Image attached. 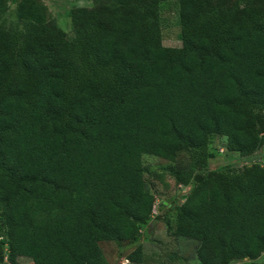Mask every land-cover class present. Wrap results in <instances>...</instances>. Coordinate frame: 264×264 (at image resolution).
I'll return each mask as SVG.
<instances>
[{"label":"trees","instance_id":"trees-1","mask_svg":"<svg viewBox=\"0 0 264 264\" xmlns=\"http://www.w3.org/2000/svg\"><path fill=\"white\" fill-rule=\"evenodd\" d=\"M75 12L67 38L34 0L0 25V222L6 261L107 264L100 242L136 243L154 196L142 157L194 167L210 138L247 157L264 147V0H175L179 48L162 45L159 6L107 0ZM4 0H0L1 7ZM170 233L199 264L264 252V167L172 168ZM125 264H143L137 244Z\"/></svg>","mask_w":264,"mask_h":264},{"label":"rangeland","instance_id":"rangeland-1","mask_svg":"<svg viewBox=\"0 0 264 264\" xmlns=\"http://www.w3.org/2000/svg\"><path fill=\"white\" fill-rule=\"evenodd\" d=\"M29 0H4L1 7L0 25L4 28L20 29L18 6ZM47 15L49 24L54 25L67 38L72 36L71 16L75 12L95 10L110 5L107 0H34ZM234 1V0H232ZM162 45L165 48H179L178 14L175 0L162 2L159 6ZM264 120V111L260 112ZM209 160L204 167H194L187 152H182L175 162L155 156L142 157L143 177L146 187L154 196V209L149 224L139 233L136 243L100 242L98 243L107 264H125L126 257L137 244L142 247L143 264H199L196 258L197 243L170 233L173 225L175 204L182 203L191 185L177 186L171 175L172 168L192 167L194 178L206 176L217 170L239 171L244 166L260 164L264 167V147L254 154L241 157L237 153H227L225 138L212 136L208 148ZM153 222V223H152ZM150 224H152L150 226ZM4 231L0 222V240ZM6 247H0V264L6 261ZM17 264H33L28 259H19ZM230 264H264V252L255 260L245 258L240 252Z\"/></svg>","mask_w":264,"mask_h":264},{"label":"water","instance_id":"water-1","mask_svg":"<svg viewBox=\"0 0 264 264\" xmlns=\"http://www.w3.org/2000/svg\"><path fill=\"white\" fill-rule=\"evenodd\" d=\"M153 223V222H152ZM152 224H150V226H151Z\"/></svg>","mask_w":264,"mask_h":264}]
</instances>
